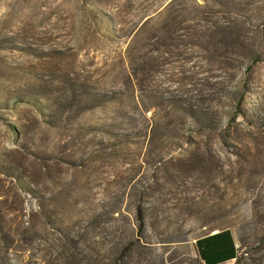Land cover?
<instances>
[{
  "label": "rangeland",
  "instance_id": "1",
  "mask_svg": "<svg viewBox=\"0 0 264 264\" xmlns=\"http://www.w3.org/2000/svg\"><path fill=\"white\" fill-rule=\"evenodd\" d=\"M220 230L264 264V0H0V264H202Z\"/></svg>",
  "mask_w": 264,
  "mask_h": 264
},
{
  "label": "crops",
  "instance_id": "2",
  "mask_svg": "<svg viewBox=\"0 0 264 264\" xmlns=\"http://www.w3.org/2000/svg\"><path fill=\"white\" fill-rule=\"evenodd\" d=\"M202 264H227L238 255V245L230 230H220L198 239ZM197 241L195 245H197Z\"/></svg>",
  "mask_w": 264,
  "mask_h": 264
},
{
  "label": "trees",
  "instance_id": "3",
  "mask_svg": "<svg viewBox=\"0 0 264 264\" xmlns=\"http://www.w3.org/2000/svg\"><path fill=\"white\" fill-rule=\"evenodd\" d=\"M197 244H199V241H197ZM237 263L239 262V258H238V255L235 257ZM200 260V259H199ZM201 261V260H200ZM202 263V262H201Z\"/></svg>",
  "mask_w": 264,
  "mask_h": 264
}]
</instances>
